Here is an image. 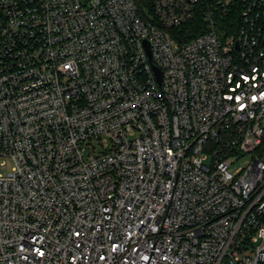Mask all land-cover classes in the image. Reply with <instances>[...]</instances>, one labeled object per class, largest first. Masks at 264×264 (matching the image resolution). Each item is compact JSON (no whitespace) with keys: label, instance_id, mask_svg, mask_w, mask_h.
<instances>
[{"label":"built area","instance_id":"2783aa9c","mask_svg":"<svg viewBox=\"0 0 264 264\" xmlns=\"http://www.w3.org/2000/svg\"><path fill=\"white\" fill-rule=\"evenodd\" d=\"M6 160L0 264H259L264 0H0Z\"/></svg>","mask_w":264,"mask_h":264},{"label":"trees","instance_id":"16d2710c","mask_svg":"<svg viewBox=\"0 0 264 264\" xmlns=\"http://www.w3.org/2000/svg\"><path fill=\"white\" fill-rule=\"evenodd\" d=\"M229 18H230L229 16H226L224 19H221L222 20L221 26H219L221 29H224L222 27L227 26L226 22H228ZM181 29L183 35L182 39H184L204 32V30H206V26L204 24V21H202V19L196 18L190 25L184 26Z\"/></svg>","mask_w":264,"mask_h":264},{"label":"rangeland","instance_id":"374dc122","mask_svg":"<svg viewBox=\"0 0 264 264\" xmlns=\"http://www.w3.org/2000/svg\"><path fill=\"white\" fill-rule=\"evenodd\" d=\"M249 159V157L247 156V157H245V158H242V159H240V160H238L231 168H232V171L233 172H235L236 170H238L243 164H244V162L246 161V160H248ZM206 162V164H209V162H210V160L208 161H205ZM5 167L3 168V169H1L0 170V172L1 173H7L10 169H11V166H12V162L11 161H9V160H6L5 161Z\"/></svg>","mask_w":264,"mask_h":264},{"label":"water","instance_id":"95a60500","mask_svg":"<svg viewBox=\"0 0 264 264\" xmlns=\"http://www.w3.org/2000/svg\"><path fill=\"white\" fill-rule=\"evenodd\" d=\"M156 73L158 74L159 78H160V74L158 71H156ZM257 262L259 264H264V248L262 250L259 251V256H258V259H257Z\"/></svg>","mask_w":264,"mask_h":264}]
</instances>
